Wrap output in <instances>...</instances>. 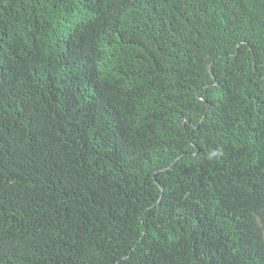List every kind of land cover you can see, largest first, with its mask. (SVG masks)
I'll use <instances>...</instances> for the list:
<instances>
[{
	"label": "trees",
	"instance_id": "16d2710c",
	"mask_svg": "<svg viewBox=\"0 0 264 264\" xmlns=\"http://www.w3.org/2000/svg\"><path fill=\"white\" fill-rule=\"evenodd\" d=\"M0 264H264V0H0Z\"/></svg>",
	"mask_w": 264,
	"mask_h": 264
}]
</instances>
